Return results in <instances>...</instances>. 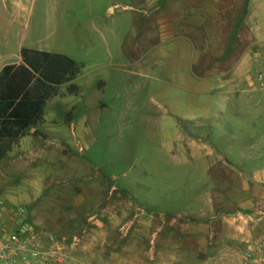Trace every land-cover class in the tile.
Listing matches in <instances>:
<instances>
[{
	"label": "rangeland",
	"instance_id": "374dc122",
	"mask_svg": "<svg viewBox=\"0 0 264 264\" xmlns=\"http://www.w3.org/2000/svg\"><path fill=\"white\" fill-rule=\"evenodd\" d=\"M224 1L233 53L218 62L238 74L232 94L211 93L219 118L199 128L181 120L178 100L203 105L211 95L181 94L180 61L140 58L156 27L144 0H0V74L22 49L80 69L45 123L0 140V223L8 208L23 211L37 230V264H246L259 238L238 237L225 217L244 220L241 163L264 151V0ZM197 74L196 87L207 78ZM213 158L217 168L205 171Z\"/></svg>",
	"mask_w": 264,
	"mask_h": 264
},
{
	"label": "crops",
	"instance_id": "0c3cea01",
	"mask_svg": "<svg viewBox=\"0 0 264 264\" xmlns=\"http://www.w3.org/2000/svg\"><path fill=\"white\" fill-rule=\"evenodd\" d=\"M139 6L146 16L153 15L156 18L155 32L153 35L149 33L146 35L145 41L148 46L144 48L140 58L152 56L156 59L180 61L178 85L181 94L187 91L192 94L196 88H204L211 95L207 97V102L203 105H197L193 101L189 103L184 95H181V100L179 99L177 103L178 113L181 111L179 113L181 120L186 123H197V127L200 128L204 123L219 118L217 110H212L211 100L214 101L216 107L218 103L214 97L212 98L211 93L226 91L232 94L234 89L232 76L235 72L238 74V69L223 67V62H218L227 60L230 54L231 58L233 53V26L232 21H228L226 15L228 11L226 2L224 0H144L139 3ZM197 12L204 13V15H196ZM246 24H249V20ZM136 45L137 49L141 48L138 43ZM212 61H214V66ZM199 68H204L207 78L202 80V83H198L196 87L194 77L198 75ZM189 135V143L195 141L194 136ZM81 137L83 141L86 140L85 135ZM232 150L233 148L228 153L226 152V156H234ZM210 152L211 155L217 153L215 149ZM247 156L240 167L243 172L241 194L236 201L237 213H243L245 218L239 222L235 216L225 217V222L237 229L236 235L242 239L264 236V151L255 154L256 160L247 158ZM220 160L214 158L207 160L205 171H213ZM213 185L215 186L216 183ZM120 190L129 193L127 189ZM87 196H91L90 191ZM202 201L198 199L197 205H201Z\"/></svg>",
	"mask_w": 264,
	"mask_h": 264
},
{
	"label": "trees",
	"instance_id": "16d2710c",
	"mask_svg": "<svg viewBox=\"0 0 264 264\" xmlns=\"http://www.w3.org/2000/svg\"><path fill=\"white\" fill-rule=\"evenodd\" d=\"M21 57V63L6 65L0 74V140L20 138L45 123L48 103L80 71L59 54L22 49Z\"/></svg>",
	"mask_w": 264,
	"mask_h": 264
},
{
	"label": "built area",
	"instance_id": "2783aa9c",
	"mask_svg": "<svg viewBox=\"0 0 264 264\" xmlns=\"http://www.w3.org/2000/svg\"><path fill=\"white\" fill-rule=\"evenodd\" d=\"M0 200V209L3 206ZM7 219L0 223V264H37L43 253L34 243L36 227L23 215V211L10 207ZM55 237L45 235V247H51ZM246 264H264V236L248 249Z\"/></svg>",
	"mask_w": 264,
	"mask_h": 264
}]
</instances>
